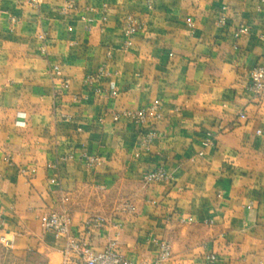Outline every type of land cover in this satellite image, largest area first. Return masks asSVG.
<instances>
[{
    "label": "crops",
    "instance_id": "0c3cea01",
    "mask_svg": "<svg viewBox=\"0 0 264 264\" xmlns=\"http://www.w3.org/2000/svg\"><path fill=\"white\" fill-rule=\"evenodd\" d=\"M34 1L0 0V234L13 240L0 243V264L61 263L66 239L39 217L64 194L72 229L104 216L95 249L115 239L133 264L162 238L166 264L211 253L214 264H264V94L249 88L264 66V0ZM127 14L141 28L125 48ZM241 24L250 32L235 37ZM156 99L164 117L146 149L113 114ZM158 168L171 178L145 184Z\"/></svg>",
    "mask_w": 264,
    "mask_h": 264
},
{
    "label": "built area",
    "instance_id": "2783aa9c",
    "mask_svg": "<svg viewBox=\"0 0 264 264\" xmlns=\"http://www.w3.org/2000/svg\"><path fill=\"white\" fill-rule=\"evenodd\" d=\"M35 0L34 2H37ZM72 7V5L70 6ZM149 8L152 4L149 2ZM14 20V18H12ZM103 21H107V16H104ZM218 24L226 26L227 21L225 15L218 18ZM192 26V24H190ZM141 28V22L138 21L132 14H127L124 19V47L128 48L132 45V36ZM250 32L248 26L241 24L235 30V37L246 35ZM41 40H45V35H39ZM264 38V33L261 34ZM43 52L46 51L45 42L41 46ZM57 68V65L55 66ZM107 72L101 68L97 72L89 74L85 78L87 84L100 81ZM68 86V84H66ZM250 90L254 96L264 94V66H254L250 70ZM96 91H100L97 89ZM122 117L128 118L135 123L141 135V144L146 149L149 144L158 136L157 125L164 117L161 101L156 99L152 104L133 110H122L113 114V120L118 121ZM241 118H246L245 113L240 114ZM20 123V122H19ZM22 123V122H21ZM258 134H262L263 130H257ZM204 146L213 144V138L210 133L207 134L204 141ZM202 155L203 153L200 152ZM87 164H100V157L96 155L87 156ZM171 178L169 172L164 168H158L145 173L142 177L145 184L151 182L167 181ZM69 197L64 194L60 196V207L55 210L44 212L40 215V223L44 230L53 232L58 236L66 239V245L62 249V261L60 264H133L129 261L118 248L117 241L110 239L106 246L101 250H96L92 240L93 234L106 224V218L102 215L92 216L83 224V229L75 232L72 229L71 210L68 206ZM120 211L124 213H133L135 206L129 201L124 202ZM4 226V218L0 213V231ZM158 250L154 258L150 261H143L140 264H166L172 257L171 242L165 238L156 240ZM0 243L6 248L13 247V240L6 238L0 234ZM206 264H214L217 261V256L213 253L206 256Z\"/></svg>",
    "mask_w": 264,
    "mask_h": 264
},
{
    "label": "rangeland",
    "instance_id": "374dc122",
    "mask_svg": "<svg viewBox=\"0 0 264 264\" xmlns=\"http://www.w3.org/2000/svg\"><path fill=\"white\" fill-rule=\"evenodd\" d=\"M125 202H127V201H125ZM128 202H129V201H128ZM123 203H124V202H123ZM123 203H122V204H123Z\"/></svg>",
    "mask_w": 264,
    "mask_h": 264
}]
</instances>
